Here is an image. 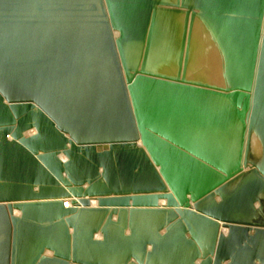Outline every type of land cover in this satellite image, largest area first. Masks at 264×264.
Returning a JSON list of instances; mask_svg holds the SVG:
<instances>
[{"label": "water", "instance_id": "95a60500", "mask_svg": "<svg viewBox=\"0 0 264 264\" xmlns=\"http://www.w3.org/2000/svg\"><path fill=\"white\" fill-rule=\"evenodd\" d=\"M0 264H264V0H0Z\"/></svg>", "mask_w": 264, "mask_h": 264}, {"label": "bare ground", "instance_id": "6f19581e", "mask_svg": "<svg viewBox=\"0 0 264 264\" xmlns=\"http://www.w3.org/2000/svg\"><path fill=\"white\" fill-rule=\"evenodd\" d=\"M206 50H207V49H206ZM206 50H205V51H206ZM151 61H152V59H151ZM16 214L18 215V214H19V212H16Z\"/></svg>", "mask_w": 264, "mask_h": 264}, {"label": "crops", "instance_id": "0c3cea01", "mask_svg": "<svg viewBox=\"0 0 264 264\" xmlns=\"http://www.w3.org/2000/svg\"><path fill=\"white\" fill-rule=\"evenodd\" d=\"M92 202H94V201H92ZM16 212H18V211H15V213H16Z\"/></svg>", "mask_w": 264, "mask_h": 264}]
</instances>
